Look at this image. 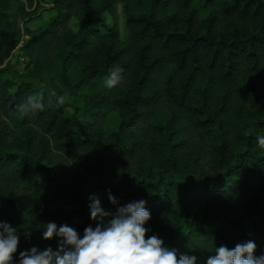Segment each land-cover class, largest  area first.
<instances>
[{
  "label": "trees",
  "instance_id": "obj_1",
  "mask_svg": "<svg viewBox=\"0 0 264 264\" xmlns=\"http://www.w3.org/2000/svg\"><path fill=\"white\" fill-rule=\"evenodd\" d=\"M13 1L23 24L37 10L27 11L33 0H0V221L20 230L14 258L57 249L36 230L49 221L81 235L95 228L89 197L110 210L109 192L121 205L144 199L145 238L198 264L214 246L253 240L254 255L264 252V0H52L54 14L20 48L28 79L18 82L4 78H19L9 65ZM116 5L124 43L104 17ZM115 66L123 81L109 90ZM30 95L46 107L21 114ZM68 99L87 122L68 114ZM111 113L119 124L107 132Z\"/></svg>",
  "mask_w": 264,
  "mask_h": 264
},
{
  "label": "clouds",
  "instance_id": "obj_2",
  "mask_svg": "<svg viewBox=\"0 0 264 264\" xmlns=\"http://www.w3.org/2000/svg\"><path fill=\"white\" fill-rule=\"evenodd\" d=\"M123 69L115 66L103 80V87L113 89L123 81ZM65 95L56 97L57 104H63ZM46 105L43 96L30 95L17 105L21 114H35L43 111ZM258 147L264 148V135L256 136ZM110 210L101 206L98 196L89 197V218L96 221V227H86L83 233L66 224L57 225L54 221L41 224L37 231L41 239L48 241L57 238L58 246L43 250L33 246L22 250L18 255L20 230L10 223L0 221V264H198L196 255L179 254L176 249L164 246L162 239L146 234L150 231L146 224L151 219L144 199L133 200L123 205L116 196L108 193ZM114 209V210H113ZM31 234V229L24 233ZM256 243L248 240L229 248L226 245L214 246V254L205 264H264V252L259 256Z\"/></svg>",
  "mask_w": 264,
  "mask_h": 264
},
{
  "label": "rangeland",
  "instance_id": "obj_3",
  "mask_svg": "<svg viewBox=\"0 0 264 264\" xmlns=\"http://www.w3.org/2000/svg\"><path fill=\"white\" fill-rule=\"evenodd\" d=\"M13 7H12V13L14 16L15 21V38L18 41V45L16 46V50L14 51L13 55L11 56V59L9 61V65L13 68L14 71L18 72L19 78H14L10 74H6L4 78L6 79H13L15 82L27 80V74L25 67L27 65V60L23 57V53L21 51V42L26 41L27 39V32L28 31H34L38 28L44 27V25L49 21V19L52 17L54 12L52 11V0H33V6L32 9H29L27 11H32L33 9L37 10L36 16H33L32 19L28 20L26 24H23V21L19 20L17 17V5L13 1ZM106 23L108 25H112L114 22L118 27L119 31V40L121 43H124L128 37V33L125 29V18L122 10L121 5L114 6V16L112 15H105ZM70 27L73 31H76L78 28L77 22L72 21L70 23ZM32 83L36 86L37 91H44V89L34 80H31ZM65 108L69 115H73L74 113L77 114L78 118L82 122H87L88 119L84 113V107L82 103L79 100L74 99H68L65 102ZM119 124L118 116L116 113H111L108 115V117L105 120L104 123V129L107 132H114L116 131Z\"/></svg>",
  "mask_w": 264,
  "mask_h": 264
},
{
  "label": "built area",
  "instance_id": "obj_4",
  "mask_svg": "<svg viewBox=\"0 0 264 264\" xmlns=\"http://www.w3.org/2000/svg\"><path fill=\"white\" fill-rule=\"evenodd\" d=\"M23 43H24V41H23V42H21V46L23 45Z\"/></svg>",
  "mask_w": 264,
  "mask_h": 264
}]
</instances>
